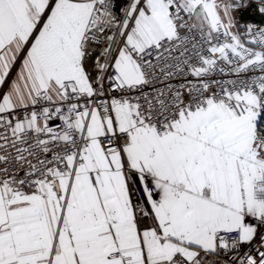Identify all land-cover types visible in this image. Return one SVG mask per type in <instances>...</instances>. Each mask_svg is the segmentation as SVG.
<instances>
[{
    "label": "snow or ice",
    "instance_id": "1",
    "mask_svg": "<svg viewBox=\"0 0 264 264\" xmlns=\"http://www.w3.org/2000/svg\"><path fill=\"white\" fill-rule=\"evenodd\" d=\"M0 264H264V0H0Z\"/></svg>",
    "mask_w": 264,
    "mask_h": 264
}]
</instances>
